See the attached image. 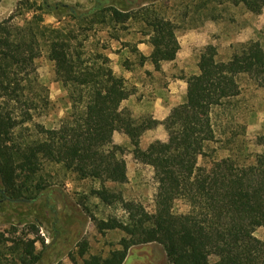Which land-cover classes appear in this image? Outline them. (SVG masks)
<instances>
[{
    "label": "trees",
    "instance_id": "obj_1",
    "mask_svg": "<svg viewBox=\"0 0 264 264\" xmlns=\"http://www.w3.org/2000/svg\"><path fill=\"white\" fill-rule=\"evenodd\" d=\"M215 1L200 0L197 7L206 9ZM227 1L244 6L254 16L260 15L264 8V0ZM142 11L139 18L138 13L115 8L93 15L99 24L108 21L125 27L129 22L141 23L151 53L144 57L136 46L130 53L139 65L149 62L159 71L161 63L174 61L179 51L177 28L154 11L147 8ZM11 19L0 22L2 198L42 192L45 186L36 178L47 163L61 167L79 181H97L101 188L91 195L101 203L111 205L119 201L105 187L107 183H128L126 149L115 145L111 138L113 132H118L128 137L133 159L153 169L158 184L155 212L148 214L143 206L126 203V223L95 222L100 233L121 231L125 237L119 243L121 249L105 259L96 255L85 259L87 246L82 245L78 255L82 264H123L131 247L149 244L162 248L168 264H264V242L255 237V231L264 228V136L257 138L262 150L248 165L224 158L215 163L211 178L205 177L204 169L198 165V158L214 139L209 112L220 106L224 97L238 95L237 77L247 76L256 86L264 88V50L258 42L233 46L234 52L226 62L216 60L214 46L205 47L199 57V75L186 79V102L174 108L162 123L167 141L155 142L143 151L140 138L157 122L147 117L134 118L128 110L121 109V103L134 89L113 74L108 67L110 60L100 55L91 64L74 65L70 59V40L61 36L58 29L41 26L42 20L15 26ZM42 39L48 45V58L54 63V81L68 91L71 104V113L53 131L32 123L37 110L34 89L45 93L36 68ZM41 101L47 109L48 96L44 95ZM28 124L33 126L35 138L19 140L16 130ZM20 178L23 182L18 183ZM177 200L187 204L186 214L173 213ZM30 234L36 238L9 240L10 255L17 257L18 264H37L42 259L35 245L40 243L45 248L44 241L34 227L27 236ZM212 258L215 261L211 262ZM69 260L77 264L74 257ZM0 264H5L1 258Z\"/></svg>",
    "mask_w": 264,
    "mask_h": 264
},
{
    "label": "rangeland",
    "instance_id": "obj_2",
    "mask_svg": "<svg viewBox=\"0 0 264 264\" xmlns=\"http://www.w3.org/2000/svg\"><path fill=\"white\" fill-rule=\"evenodd\" d=\"M199 2L200 0H0V22L11 17L12 25L22 27L31 21L42 20L41 26L58 29L61 36L70 40V59L74 65L85 62L91 64L100 55L110 60L109 68H112L114 62H122L124 58H129L125 59L127 66L138 63V59L129 53L138 40H141V23L129 22L125 27L114 26L108 21L97 23L93 14L109 8L138 13V18L142 10L147 8L164 19L178 16L181 20L188 17V22L195 20L197 16H215L216 23L227 34L226 39L217 35L213 37L217 61H228L234 52L233 46L250 41L258 42L264 50V8L260 15L254 16L244 6H234L227 0H217L206 9H198ZM185 23L184 26L181 25L182 29L190 25ZM234 36L237 41L232 40L231 37ZM223 41L227 44L225 47L222 45ZM47 46L45 39L40 40V56L36 60V68L38 82L45 88V93L38 88L34 89L37 110L32 123L41 124L47 131H53L71 113V104L68 91L54 81V63L48 58ZM134 77L140 78L139 70L135 71ZM236 80L238 95L224 97L221 105L211 108L209 112L214 139L206 145L202 156L198 158V165L204 169L207 178L212 177L216 162L229 157L238 165H248L262 150L257 144V138L264 136V88L256 86L244 75L238 76ZM69 87L72 90L71 85ZM44 95L50 101L47 109L42 106ZM16 136L19 140H31L36 135L33 126L28 124L19 127ZM128 173L134 178L131 184H105L119 199L111 205H105L91 195L92 191L101 188L97 181H79L61 167L47 163L36 178V181L45 186L42 192L24 193L19 198H2L3 188L0 184V258L5 264H18L17 257L10 255L9 240L36 238V235L27 236L31 227L38 230V236L46 246L42 248L40 243L35 245L36 251L42 256L37 264H71V256L76 259L77 264H82L78 257L82 245L87 246L85 259L93 255L105 259L111 252L120 250L119 243L125 237L124 233H100L95 222L117 220L126 223V203L139 204L148 214H153L158 194L153 169L144 168L137 175L130 168ZM20 181L23 182L21 178L18 183ZM188 211L184 201H175L174 214H186ZM255 237L264 242V228L257 229ZM3 239L8 242H2ZM213 261L214 258L211 259ZM123 264L168 262L160 246L149 244L131 247Z\"/></svg>",
    "mask_w": 264,
    "mask_h": 264
},
{
    "label": "crops",
    "instance_id": "obj_3",
    "mask_svg": "<svg viewBox=\"0 0 264 264\" xmlns=\"http://www.w3.org/2000/svg\"><path fill=\"white\" fill-rule=\"evenodd\" d=\"M176 17L178 16L167 19L173 22L177 28L175 36L179 44V51L174 61L161 63L160 70L155 71L149 62H145L142 66L138 63L134 65L131 63L127 66L125 59L129 58H124L122 62L119 60L114 62L111 68L113 74L125 80L126 86L134 89V93L121 103V109L128 110L134 118L147 117L157 122L155 127L145 131L140 138L139 146L143 151L150 148L155 142L165 143L167 141V133L162 123L174 108L186 102V79L199 75V57L205 47L213 46L215 42L213 37L217 35L226 39L227 36L213 16H197L191 22H188V17H183L181 20H179L180 17ZM185 22L190 25L188 24V27L182 29L181 25L184 26ZM178 27L180 28L178 29ZM139 35L141 40L136 43V48L144 57H148L152 50L146 41L148 37ZM231 38L233 41H237L235 36ZM222 45L225 47L227 44L223 41ZM122 54L126 57L124 52ZM112 61L114 60L112 59ZM137 70H139V79L134 77ZM111 138L115 145L126 149L124 160L127 184L134 182V178L128 173L130 168H133L137 175L144 168L152 169L151 166L141 164L133 159L127 136L113 132Z\"/></svg>",
    "mask_w": 264,
    "mask_h": 264
}]
</instances>
